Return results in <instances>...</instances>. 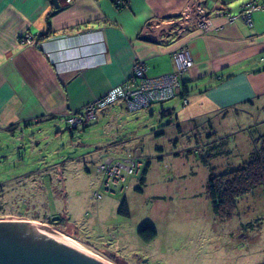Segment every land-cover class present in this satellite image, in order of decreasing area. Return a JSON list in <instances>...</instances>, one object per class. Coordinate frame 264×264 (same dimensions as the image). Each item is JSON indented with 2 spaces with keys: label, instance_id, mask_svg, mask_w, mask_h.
Listing matches in <instances>:
<instances>
[{
  "label": "rangeland",
  "instance_id": "rangeland-1",
  "mask_svg": "<svg viewBox=\"0 0 264 264\" xmlns=\"http://www.w3.org/2000/svg\"><path fill=\"white\" fill-rule=\"evenodd\" d=\"M116 103L114 114L99 112L85 128L64 122L61 130H30L21 154L16 141L8 144L0 221L48 225L110 264H264V188L242 197L228 220L214 216L206 193L211 170L248 161L264 133V113L215 121L213 135L201 120L178 135L167 126L176 115H162L169 106L183 111L178 97L136 112ZM194 148L202 152L186 153ZM128 154L142 162L139 173L126 176L123 191H104L101 160ZM123 198L127 217L117 212ZM144 226L156 232L148 243L138 234Z\"/></svg>",
  "mask_w": 264,
  "mask_h": 264
},
{
  "label": "crops",
  "instance_id": "crops-1",
  "mask_svg": "<svg viewBox=\"0 0 264 264\" xmlns=\"http://www.w3.org/2000/svg\"><path fill=\"white\" fill-rule=\"evenodd\" d=\"M125 1L117 9L111 0H58L59 8L50 0H0V166L11 159L8 144L16 141L21 154L30 130H61L67 115L130 79L136 60L149 78L171 73V55L183 44L193 65L176 97L186 103L182 112L162 111L176 115L167 126L182 135L235 110L264 113V9L248 25L217 12L235 14L250 0H203L209 35L194 27L185 37L145 42L140 33L149 20L176 18L193 0ZM25 34L39 44L22 43ZM115 104L97 114H114Z\"/></svg>",
  "mask_w": 264,
  "mask_h": 264
},
{
  "label": "built area",
  "instance_id": "built-area-1",
  "mask_svg": "<svg viewBox=\"0 0 264 264\" xmlns=\"http://www.w3.org/2000/svg\"><path fill=\"white\" fill-rule=\"evenodd\" d=\"M70 2L71 0H66ZM119 1V0H118ZM264 9V0H250L235 14H229L225 9L219 10L228 17L229 22L236 20L251 25L253 12ZM197 28L202 35L207 36L212 31L210 16L203 0H193L182 12L173 19H151L141 31V36H147L154 41H165L170 38H181L188 35L191 28ZM22 43L38 45V40L30 34H25ZM173 71L169 74L149 78L146 75L145 64L136 60L132 67V76L120 86L87 104L81 114H69L64 122L70 128L85 127L97 117L100 109H105L116 102H125L129 112L146 109L154 102H165L175 98L182 86V76L192 67L193 58L186 44L181 45L172 55ZM184 104L186 100H183ZM98 166L106 180L101 183L106 192L123 191L127 175L138 174L142 162L134 155L124 157H104Z\"/></svg>",
  "mask_w": 264,
  "mask_h": 264
},
{
  "label": "water",
  "instance_id": "water-1",
  "mask_svg": "<svg viewBox=\"0 0 264 264\" xmlns=\"http://www.w3.org/2000/svg\"><path fill=\"white\" fill-rule=\"evenodd\" d=\"M50 1L59 8L58 0ZM140 39L155 42L147 36ZM63 236L44 224L0 221V264H108L91 250Z\"/></svg>",
  "mask_w": 264,
  "mask_h": 264
},
{
  "label": "trees",
  "instance_id": "trees-1",
  "mask_svg": "<svg viewBox=\"0 0 264 264\" xmlns=\"http://www.w3.org/2000/svg\"><path fill=\"white\" fill-rule=\"evenodd\" d=\"M111 1L117 9L124 8L127 3L125 0ZM182 99L186 100V97L183 95ZM123 103L125 102L123 101ZM125 110L128 111L126 105ZM236 111L237 110H235L234 113L237 114ZM81 113L82 111L75 114ZM209 129L212 135L216 134L212 122L209 123ZM219 144L221 145L222 142ZM200 152H202L201 148L198 150L194 148L192 152L190 150L186 153L189 155L190 153ZM210 156L211 154L207 157ZM202 158L204 157L202 156ZM147 166H149V163H147ZM146 174L147 170L144 169L142 173L143 176L140 179L141 185L145 184ZM259 187L264 188V133H260L257 138L253 140V150L250 153L249 159L240 167L219 174H215L213 170H211L206 185V193L211 202L214 216L220 220H228L235 212L238 201ZM136 191L141 192L142 190L138 187ZM117 212L119 215L125 217L129 216L128 204L125 198L121 201ZM53 225H56V223ZM138 234L147 243L156 237V232L150 226L142 227L138 231Z\"/></svg>",
  "mask_w": 264,
  "mask_h": 264
},
{
  "label": "bare ground",
  "instance_id": "bare-ground-1",
  "mask_svg": "<svg viewBox=\"0 0 264 264\" xmlns=\"http://www.w3.org/2000/svg\"><path fill=\"white\" fill-rule=\"evenodd\" d=\"M63 237H65V238H67L66 236H63ZM67 239H69V238H67ZM69 240H71V239H69ZM71 241H73V240H71ZM74 242V241H73ZM76 243V242H75ZM101 258V257H100ZM105 261V260H104ZM107 262V261H106ZM108 263V262H107ZM108 264H110V263H108Z\"/></svg>",
  "mask_w": 264,
  "mask_h": 264
},
{
  "label": "clouds",
  "instance_id": "clouds-1",
  "mask_svg": "<svg viewBox=\"0 0 264 264\" xmlns=\"http://www.w3.org/2000/svg\"><path fill=\"white\" fill-rule=\"evenodd\" d=\"M174 99V98H173Z\"/></svg>",
  "mask_w": 264,
  "mask_h": 264
},
{
  "label": "flooded vegetation",
  "instance_id": "flooded-vegetation-1",
  "mask_svg": "<svg viewBox=\"0 0 264 264\" xmlns=\"http://www.w3.org/2000/svg\"><path fill=\"white\" fill-rule=\"evenodd\" d=\"M51 225V224H50Z\"/></svg>",
  "mask_w": 264,
  "mask_h": 264
}]
</instances>
